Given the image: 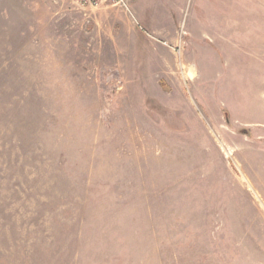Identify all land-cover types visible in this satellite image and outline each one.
<instances>
[{"label":"rangeland","instance_id":"rangeland-1","mask_svg":"<svg viewBox=\"0 0 264 264\" xmlns=\"http://www.w3.org/2000/svg\"><path fill=\"white\" fill-rule=\"evenodd\" d=\"M246 1L0 0V264H264Z\"/></svg>","mask_w":264,"mask_h":264},{"label":"crops","instance_id":"crops-1","mask_svg":"<svg viewBox=\"0 0 264 264\" xmlns=\"http://www.w3.org/2000/svg\"><path fill=\"white\" fill-rule=\"evenodd\" d=\"M219 1L220 2H218L217 6L222 7L220 8L222 9V11H232L235 8L237 9L239 8L237 4L234 7V3H233L234 0H219ZM239 5L241 9H243L244 7L247 8L246 10L247 16H251L253 20L254 19L261 20L264 23V0H247L246 2L242 3V5L241 3H239Z\"/></svg>","mask_w":264,"mask_h":264},{"label":"built area","instance_id":"built-area-1","mask_svg":"<svg viewBox=\"0 0 264 264\" xmlns=\"http://www.w3.org/2000/svg\"><path fill=\"white\" fill-rule=\"evenodd\" d=\"M76 3L82 7H99L101 5H120L126 7L128 10L127 0H75Z\"/></svg>","mask_w":264,"mask_h":264}]
</instances>
